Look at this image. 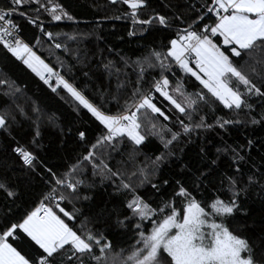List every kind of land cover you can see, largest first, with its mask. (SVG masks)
I'll return each instance as SVG.
<instances>
[{"label": "trees", "instance_id": "16d2710c", "mask_svg": "<svg viewBox=\"0 0 264 264\" xmlns=\"http://www.w3.org/2000/svg\"><path fill=\"white\" fill-rule=\"evenodd\" d=\"M53 5H59L73 19L53 20L48 10ZM211 5L212 0H146V6L139 11L137 18L144 20L157 14L164 15L168 18L167 26L155 21L150 25L134 24L128 15L130 9L122 0L115 4L110 0H39V3L24 0L17 6V13L11 19L24 42L46 63L74 82L102 110L113 114L122 110L125 102L133 98L134 89L139 88L140 93L154 95L153 103L170 119L164 120L150 109L141 110L138 113L140 132L145 139L140 145L125 136L97 149V156L103 153L102 158L109 167L114 171L119 169L125 182L132 186V191L118 189L119 180L113 182L108 176L94 174L91 163L83 160L101 135L103 126L87 109L78 107L66 91L58 88L53 92L0 44V79L13 84L11 90L7 85H0V114L8 117L6 127L0 128V179L6 180L15 193L8 196L0 190V232L6 225L22 222L56 188V198L61 194L65 196L63 200L58 198L57 204L70 213L72 219L65 217L57 204L49 202V207L78 234H82L83 227L85 231L102 235V243H110L111 249L106 250L103 264H123L139 239L138 232H149L151 221L162 219L159 214L143 221L133 217L126 207L133 192L153 209H160L169 201L179 200L174 196V191H178L176 181L201 201L206 199L210 190L215 193L213 185L218 188L222 179L236 175L239 187L245 190L237 199L241 210L228 218V227L234 234L249 238L256 253L264 249V242L260 240L264 237V178L261 176L264 173V98L250 97L251 110L227 109L211 97L195 77L172 63L170 70L163 71L170 82L169 91L172 92L177 81L189 94L203 91L206 102L199 103L191 122L198 123L202 116L205 124L211 127L181 134L166 148L158 134L160 129L165 128L163 134L168 139L167 129L180 130L178 118L185 123L189 121L152 88L153 82L161 76L162 70L158 66L147 68L137 85L136 61L142 60L152 49L166 51L178 30L191 25L192 30L199 32L205 24L214 25L215 15L207 13L206 7ZM10 6L11 0H0V9ZM200 16L204 18L198 19ZM46 32L53 34L52 39L45 35ZM130 32L133 34L129 35ZM213 40L222 51L228 49L220 36L213 37ZM57 43L61 48H55ZM234 59L241 64L245 61L252 64L264 59V52L257 50L250 55L243 54V59ZM109 61L120 69L118 74L115 70L111 75L105 71L103 65ZM256 66L260 71L261 66ZM34 106L39 108V114L33 111ZM218 118L235 122L221 128ZM253 120L257 122L253 123ZM152 124L156 125L155 129ZM81 131L85 133L83 140L79 137ZM18 145L28 148L37 157L34 167L24 165L13 151ZM162 154L164 159L156 161V157ZM241 156L243 160L239 159ZM74 164H78V168L73 179L83 183L78 184L73 193L56 186L52 173L59 177ZM141 169L147 174V180L142 184L139 179L142 178ZM249 176H254L257 182L249 184ZM201 193L205 196L202 197ZM136 224L141 227L137 229ZM9 242L22 255L36 257L42 251L19 230L16 239L10 238ZM94 253L100 255L99 249L95 248ZM163 255L167 256L166 253ZM83 260L84 264H97L87 255ZM64 264L72 262L64 261Z\"/></svg>", "mask_w": 264, "mask_h": 264}, {"label": "snow or ice", "instance_id": "6c2138e0", "mask_svg": "<svg viewBox=\"0 0 264 264\" xmlns=\"http://www.w3.org/2000/svg\"><path fill=\"white\" fill-rule=\"evenodd\" d=\"M36 2L39 3V0ZM110 2L115 4L118 0H110ZM23 3L24 0H11L12 6L0 9V44L31 69L53 92H56L58 88L66 91L78 107L87 109L103 126L101 135L91 145L83 160L91 163L94 174L108 176L113 182L119 180L118 189L132 191V186L125 182L122 172L119 169L114 171L109 167L102 158L103 153L98 157L97 149L111 145L117 138L125 136L136 145H140L145 139L140 132L141 123L138 113L141 110L150 109L152 113H158L164 120H169L170 116L153 103L150 93H140L139 88L134 89L131 101H126L123 109L115 114L104 111L94 104L74 82L46 63L28 43L18 37L17 25L13 23L11 17L17 13V6ZM122 3L130 9L128 15L131 16L134 24L150 25L155 21L162 26L168 25V18L164 15L157 14L144 20L137 18L139 11L146 6V0H122ZM206 7L207 13L215 15L214 25L205 24L199 32L192 30L191 25L187 29L178 30L176 37L169 41L170 46L166 51L152 49L142 60L136 61L137 85L147 68L158 66L162 70L161 76L159 80L153 82L152 88L189 121L185 123L183 119L178 118L180 130L173 132L167 129L170 135L168 139H165L163 134L165 128L160 129L158 134L166 148L173 141L178 140L181 134H189L196 128L211 127L205 124L202 116L198 123L191 122L193 114L199 109V103L206 102L203 91L189 94L179 81L172 92L169 91L170 82L168 77L163 75V71L170 70L172 63L178 65L183 72L195 77L203 89H206L211 97L227 109L251 110L252 105L248 103L250 97L264 98V59L254 61L252 64H248L247 61L241 64L234 59H243V54L250 55L257 50L264 52V0H212V5ZM48 10L55 21L61 20L62 17L73 19L59 5H53ZM20 14L23 15V13ZM203 18V16L198 17V19ZM31 22L35 23V21ZM132 34L129 33V35ZM217 34L223 37V45L229 46L226 50L228 54L226 51H221V47L213 41V37ZM45 35L49 39L53 37L51 32H46ZM55 48H61V44H55ZM192 62L194 67L191 66ZM124 64L127 65L126 60ZM257 64L261 66L260 71L257 70ZM103 67L110 75L113 74V70L116 74L120 72L112 61L104 64ZM0 85H7L10 90L13 88L12 82L2 79H0ZM137 96L139 99H134ZM17 108L23 112L21 106L17 105ZM33 111L39 114L38 107L34 106ZM7 119V115L0 114V128L6 127ZM234 122L223 118L217 120L221 128ZM151 127L155 129L156 125L152 124ZM36 135H39L38 131ZM79 137L83 140L85 133L79 132ZM13 151L18 154L24 165L35 166L37 157L28 148L18 145ZM163 159V154L156 157V161ZM239 159L244 158L241 156ZM212 163L214 164L215 161ZM77 168L78 164L71 165L68 171L59 177L52 173L55 185L74 193L77 185L83 183L82 180L73 179ZM48 171L51 172V169ZM236 172L239 173V169H236ZM261 176L264 178V173ZM140 177H142L139 178L141 184L147 180V174L143 169L140 170ZM248 182L251 184L257 181L254 176H249ZM164 183L167 184L168 181ZM176 185L178 191H174V196L179 200L169 201L164 208L160 209H153L133 192L131 200L126 205L133 217L143 221L159 214L162 219L152 220V228L149 232H138L139 239L123 264H264V249L256 253L249 238L234 234L227 224L228 218L234 212L241 210L237 199L240 192L245 190L239 187L240 181L236 175L222 179L218 188L213 185L215 193L210 190L206 199L201 201H198L193 193L179 181H176ZM153 187L155 188L156 185ZM0 190L8 196L15 195L4 179H0ZM56 191V188L52 189V198H56ZM201 196L205 194L201 193ZM58 198L63 200L65 196L61 194ZM180 205L183 206L180 207ZM56 207L65 217L72 219L71 214L64 208H60L59 204ZM165 210L167 214H164ZM41 212L43 215H40ZM125 219L129 218L125 217ZM117 222L123 223L119 220ZM140 227V224H136L137 229ZM18 230L26 234V237L42 250L36 257L22 255L21 251L9 242L10 238L16 239ZM260 240L264 242V237ZM102 241H104L102 235L93 233L91 230L85 231L83 227L82 234H78L51 208L42 203L23 218L22 222L6 225L0 232V264H64V261L84 264L85 255L95 260L97 264H103L106 250H110L111 245L109 242L102 243ZM95 248L99 249L100 255L94 253ZM164 253L167 254L166 257Z\"/></svg>", "mask_w": 264, "mask_h": 264}, {"label": "built area", "instance_id": "2783aa9c", "mask_svg": "<svg viewBox=\"0 0 264 264\" xmlns=\"http://www.w3.org/2000/svg\"><path fill=\"white\" fill-rule=\"evenodd\" d=\"M16 34L18 35V37H19L20 39H22L19 30L17 31ZM22 40H23V39H22ZM23 41H24V40H23ZM192 66L194 67V62H192ZM152 97H154V95H153ZM16 154H17V153H16ZM17 155H18V154H17ZM49 202H52V203H54V204H57V203L59 202V199H58V198H52L51 194H49V195H47L43 200H41V201L38 203V205H36V206L33 208L32 211H34L36 208H38L42 203H43L45 206L49 207V204H48ZM32 211H31V212H32ZM40 215H43V212H41Z\"/></svg>", "mask_w": 264, "mask_h": 264}, {"label": "crops", "instance_id": "0c3cea01", "mask_svg": "<svg viewBox=\"0 0 264 264\" xmlns=\"http://www.w3.org/2000/svg\"><path fill=\"white\" fill-rule=\"evenodd\" d=\"M218 36H219V34H217ZM222 38V41H223V37H221ZM216 43V42H215ZM222 51V50H221Z\"/></svg>", "mask_w": 264, "mask_h": 264}, {"label": "rangeland", "instance_id": "374dc122", "mask_svg": "<svg viewBox=\"0 0 264 264\" xmlns=\"http://www.w3.org/2000/svg\"><path fill=\"white\" fill-rule=\"evenodd\" d=\"M214 41V40H213ZM192 66V65H191ZM50 208V207H49ZM53 211V210H52ZM54 212V211H53ZM55 213V212H54ZM58 215V214H57ZM59 216V215H58ZM62 219V218H61Z\"/></svg>", "mask_w": 264, "mask_h": 264}]
</instances>
